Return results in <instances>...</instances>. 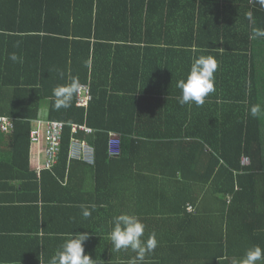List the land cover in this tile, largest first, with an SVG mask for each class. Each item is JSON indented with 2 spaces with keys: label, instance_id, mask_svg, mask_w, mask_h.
<instances>
[{
  "label": "trees",
  "instance_id": "1",
  "mask_svg": "<svg viewBox=\"0 0 264 264\" xmlns=\"http://www.w3.org/2000/svg\"><path fill=\"white\" fill-rule=\"evenodd\" d=\"M253 27L264 28L260 0H0V117L14 122L13 132L0 129V186L17 189L0 209L18 226L5 234L36 236L42 227L68 234L53 231L54 222L113 219L133 214L125 206L136 203L145 237L155 232L159 242L147 257L156 264H227L264 248V111H249L264 109V38H251ZM209 54L219 61L215 92L201 106H181L177 81ZM73 76L86 85L89 105L76 95L56 110L52 89ZM158 106L165 112L155 114ZM45 107L66 126L58 163L39 176L30 135ZM73 125L92 133L74 134ZM114 135L122 143L117 158L109 155ZM73 139L94 149L93 163L70 158ZM142 156L153 167L128 189V174L144 169ZM93 178L99 192L91 197L82 188ZM81 205L96 207L85 218ZM111 227L93 226L98 234ZM59 246L43 255L39 238L24 253L39 264Z\"/></svg>",
  "mask_w": 264,
  "mask_h": 264
},
{
  "label": "clouds",
  "instance_id": "2",
  "mask_svg": "<svg viewBox=\"0 0 264 264\" xmlns=\"http://www.w3.org/2000/svg\"><path fill=\"white\" fill-rule=\"evenodd\" d=\"M260 3L264 4V0H260ZM246 18L250 24L255 25L256 20L253 12L249 11ZM251 38H264V28L253 27ZM9 59L13 62H23L22 57L15 53L10 54ZM218 67L219 61L211 54L194 58L186 78L180 79L176 83V87L180 90L178 103L181 106L186 104L203 105L205 98L216 90L215 73ZM85 87L86 85L80 82L78 76L71 77L70 82L66 84L57 85L52 89L54 108L60 110L71 107L74 96L80 94ZM249 111L252 117H258L264 109L259 104H255ZM95 207V205H81L82 215L85 218L90 217ZM111 224L109 236L113 249L117 252L130 250L135 253V256L131 257L127 264H146V257L158 247L156 233L152 232L145 237L146 225L136 214H119L113 217ZM89 238L88 232L70 233L50 257L48 264H104L100 257L93 259L85 253L84 245ZM258 262H264V248L254 245L245 251L242 258L234 260L233 264H258Z\"/></svg>",
  "mask_w": 264,
  "mask_h": 264
},
{
  "label": "crops",
  "instance_id": "3",
  "mask_svg": "<svg viewBox=\"0 0 264 264\" xmlns=\"http://www.w3.org/2000/svg\"><path fill=\"white\" fill-rule=\"evenodd\" d=\"M238 94V97H241V93H236ZM147 97V96H144ZM154 105L151 104L147 108H152ZM211 109V106H209ZM209 109V110H210ZM168 111V108H166ZM165 112V109L162 107L160 108L159 106L157 107V113ZM48 115V109L47 107L43 108L39 118L45 119L44 117ZM151 115V114H147ZM210 115V114H209ZM213 115V114H212ZM38 118V119H39ZM37 119V120H38ZM35 126V121L33 122V127ZM32 127V129H33ZM45 148L46 144L43 142L40 145H32L31 148V168L36 170L37 173L45 167L46 159H45ZM149 162L146 161L145 157L142 156L140 159L139 163H142L145 161L144 169L146 171L144 172V169L142 170H136L128 174V189L129 187H134L135 183L137 181L141 182V179L146 178V175L149 174V169L153 167V164L151 162V159ZM42 172V171H41ZM39 175V173H38ZM104 178V177H101ZM98 180H95L94 178L92 180L86 181L83 184V190L84 193L89 194L91 197L97 196L98 194ZM104 183V181H103ZM117 186V185H116ZM17 189L15 191H9L7 190V187L2 188L0 186V208L3 209L6 207V200L8 197L6 195L10 193H15L16 194ZM49 194L50 191L48 190ZM118 192V191H117ZM130 198H128V201ZM127 202H125L126 204ZM258 205V204H257ZM42 206V205H41ZM137 204L135 203L136 207ZM204 206H210L209 203H205ZM203 206V211H206L210 207H204ZM131 203L126 204L125 208H128L130 210H133V214L136 213V209L134 208ZM0 209V211H2ZM56 209V208H54ZM3 214V215H2ZM7 213L5 211L0 212V264H35V260L37 256L35 254H31L29 252L24 253L25 248H29L32 245V242L35 240H41V250L42 254L44 255V250L48 249V252L46 255H50L57 247V245H61L65 239L68 238L69 234L72 233L69 227H78L76 228L77 231H80V233L88 232L92 233L90 234V238L87 242H85L84 248H85V253L89 254L93 259L96 257L102 259L104 261V264H127L128 260L135 256V253L129 251H115L112 247L111 241H110V236L109 232L111 231V228L108 230H103V234H98L95 232L93 226H97L100 224H109L110 226L112 225V219L106 218L105 216H96L94 218H89V219H70L69 221H65L62 225L59 222H54L52 230H59L61 229L62 232H69L68 234H57L58 236H53L51 234H44L43 231L45 230L43 227L40 228L38 231V234L36 236H33L32 234H5L8 233L7 231L10 228L13 227H18L17 225H12V223L7 219ZM155 220H158V218H155ZM147 221H152L153 218H147ZM159 221V220H158ZM62 223V222H61ZM21 224L23 227H25L26 222L21 219ZM12 225V226H11ZM61 227V228H60ZM105 229V228H104ZM94 232V233H93ZM7 237H11L8 239ZM50 238L47 240V238ZM13 244V246H12ZM19 249H17L14 246ZM15 259V260H11ZM234 258L227 259V264H233ZM39 264H48V262H45L44 259L41 257L40 258V263ZM146 264H156L155 261L149 259L146 257Z\"/></svg>",
  "mask_w": 264,
  "mask_h": 264
},
{
  "label": "built area",
  "instance_id": "4",
  "mask_svg": "<svg viewBox=\"0 0 264 264\" xmlns=\"http://www.w3.org/2000/svg\"><path fill=\"white\" fill-rule=\"evenodd\" d=\"M78 99L79 106L87 107L91 100V95L89 94V91L84 88L82 89L81 93L78 94ZM44 118L45 119L39 118L35 121V126L31 130L30 137L33 145H40L45 142L46 163L43 170H52L59 160L62 137L66 125L59 121H52L47 116H45ZM0 129L4 133H11L14 131V122L8 117H0ZM79 131L92 133V130L87 128L86 126H72V132L74 134H78ZM121 154V138L120 136L114 135L109 142V155L113 158H117ZM70 158L78 161L93 163L94 149L87 142L81 141L79 139H73L71 143ZM242 165L249 166L250 159L248 157H243ZM41 171L38 172L39 176L41 175ZM188 211L190 213L194 212L193 207L189 206Z\"/></svg>",
  "mask_w": 264,
  "mask_h": 264
}]
</instances>
